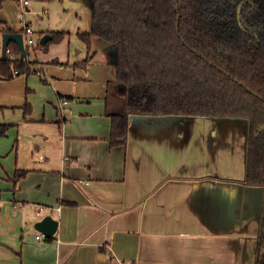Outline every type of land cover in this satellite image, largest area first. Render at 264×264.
<instances>
[{
	"label": "crops",
	"instance_id": "obj_1",
	"mask_svg": "<svg viewBox=\"0 0 264 264\" xmlns=\"http://www.w3.org/2000/svg\"><path fill=\"white\" fill-rule=\"evenodd\" d=\"M17 8V0H6L0 9V61L2 35L20 28L11 21ZM95 41L98 59L86 69L61 71L53 62H64L62 54L52 47L28 74L7 79L0 73V125L57 123L40 135L50 145L33 136L24 167L0 170L7 188L0 187V264H256L262 190L242 184L247 124L133 115L126 143L112 147L105 106L116 53ZM11 45L6 58L20 59ZM42 92L49 94L40 101L50 112L41 119L35 108ZM61 99L69 103L61 106ZM12 142L1 153L16 156L18 140ZM16 170L28 173L14 182ZM46 216L58 227L40 240L34 224Z\"/></svg>",
	"mask_w": 264,
	"mask_h": 264
},
{
	"label": "trees",
	"instance_id": "obj_2",
	"mask_svg": "<svg viewBox=\"0 0 264 264\" xmlns=\"http://www.w3.org/2000/svg\"><path fill=\"white\" fill-rule=\"evenodd\" d=\"M242 1L90 0V31L77 35L87 55L76 66L86 69L94 57L93 39L116 49L105 106L112 147L126 143L131 115L247 122L242 184L262 190L256 264H264V0ZM49 34L52 40L41 47L46 52L64 37ZM28 51L24 59L1 60V75L28 74ZM8 128L0 125V137ZM27 173L16 170L14 182Z\"/></svg>",
	"mask_w": 264,
	"mask_h": 264
},
{
	"label": "rangeland",
	"instance_id": "obj_3",
	"mask_svg": "<svg viewBox=\"0 0 264 264\" xmlns=\"http://www.w3.org/2000/svg\"><path fill=\"white\" fill-rule=\"evenodd\" d=\"M62 2H47V1H37L36 3L33 0H30L31 12L26 14V22H31V29L35 32L33 35V39L35 40V45L29 47L28 51V61H31V66L35 67L36 60L43 61L44 57H46V51L41 50V46L39 45V40L41 38V32L43 28L48 30L49 32H59L64 33V37L61 42L57 44H51L48 47L50 50L52 47H56V54H62L59 56V60L63 59L62 65H57L58 68H62L61 71L76 69L75 64L82 63L86 58V46L78 39V34L89 33L90 31V21H91V7L90 0H74L72 3L67 0H61ZM70 4V5H69ZM69 5V6H68ZM18 12L16 16L11 20L13 23H18L20 25V12L19 7L17 8ZM43 10L48 11V15H42ZM10 10L7 9V12ZM44 30V31H46ZM92 45L94 50L96 49L95 39ZM33 48L35 50H33ZM41 50V51H40ZM34 51V52H33ZM37 55L35 56V53ZM99 53H95L94 60L98 59ZM41 57V58H40ZM43 57V58H42ZM58 58V57H57ZM58 61V60H57ZM62 61V60H61ZM67 61V62H66ZM59 62V61H58ZM60 63V62H59ZM29 64V65H30ZM30 69V68H29ZM89 69V68H88ZM90 75L95 76L97 74L96 69L93 67L90 70ZM31 76V75H30ZM35 77V75H32ZM59 76H57V80H59ZM92 79V78H91ZM52 81L54 79H51ZM61 90L64 87L65 82L60 81ZM51 83V82H50ZM48 86L54 88V84H48ZM58 87V86H57ZM58 89V88H57ZM117 91L119 88H116ZM59 90V89H58ZM49 95L48 93H38L37 96V104H36V112L39 114L42 119L43 115L46 117L49 115L50 109L45 110L43 108V103L40 101V97ZM69 103V102H68ZM52 107V106H51ZM54 110V108L52 107ZM55 112V111H54ZM39 118V119H40ZM62 120V119H61ZM57 123L52 121L50 123H35V124H26L19 125V127H12L7 131L6 136L0 137V170L6 174L10 173L11 170L16 167L19 162V167H24L25 163L32 157L30 150L33 144H30L34 139L33 136L38 139V143L41 145H50L51 141L42 142L40 139V135L48 136L53 129H56ZM35 128V131H30L29 129ZM46 134V135H45ZM17 139L18 144H16V153L10 152V150H5L1 153V151L8 147L12 141ZM40 145V146H41ZM15 151V150H14ZM34 158L36 157V152L33 153ZM16 161V163H15ZM239 174L242 173V168L239 169ZM4 177V176H3ZM8 179L7 177H5ZM0 187L2 189L6 188V182L0 179ZM11 188V187H10Z\"/></svg>",
	"mask_w": 264,
	"mask_h": 264
},
{
	"label": "water",
	"instance_id": "obj_4",
	"mask_svg": "<svg viewBox=\"0 0 264 264\" xmlns=\"http://www.w3.org/2000/svg\"><path fill=\"white\" fill-rule=\"evenodd\" d=\"M237 11L239 12V9ZM50 40H52V36L49 34H45L40 38L39 45L43 47ZM10 43H13L17 47L20 53V59H24L26 55V48L24 46V36L20 31L7 32L2 35V59L6 58L8 46ZM115 53H116V49H115ZM135 117L137 116L131 115L129 117V122L131 119ZM165 117L174 118L178 116H165ZM244 122L245 124H247L246 121ZM57 227H58V222L54 220L51 216H46L42 220L34 224V229L40 234H42L45 239L52 238L57 231Z\"/></svg>",
	"mask_w": 264,
	"mask_h": 264
},
{
	"label": "built area",
	"instance_id": "obj_5",
	"mask_svg": "<svg viewBox=\"0 0 264 264\" xmlns=\"http://www.w3.org/2000/svg\"><path fill=\"white\" fill-rule=\"evenodd\" d=\"M30 4V0H17V5L19 9L21 10L20 12V28L18 31H20L23 36H24V46L30 47L35 45V40L33 39V30L31 29L30 25L28 22H26V14L30 13L28 10V6ZM46 11L43 12L45 14ZM14 75H18V72L15 70L13 71ZM68 104V100L66 99H61L60 100V105H66ZM37 239H45L43 235L37 236Z\"/></svg>",
	"mask_w": 264,
	"mask_h": 264
},
{
	"label": "flooded vegetation",
	"instance_id": "obj_6",
	"mask_svg": "<svg viewBox=\"0 0 264 264\" xmlns=\"http://www.w3.org/2000/svg\"><path fill=\"white\" fill-rule=\"evenodd\" d=\"M245 1H246V0H245ZM242 2H244V1H242ZM242 2H241V3H242ZM240 5H241V4H240ZM238 9H240V8L238 7ZM238 9H237V10H238ZM237 14H239V12H238V11H237Z\"/></svg>",
	"mask_w": 264,
	"mask_h": 264
}]
</instances>
